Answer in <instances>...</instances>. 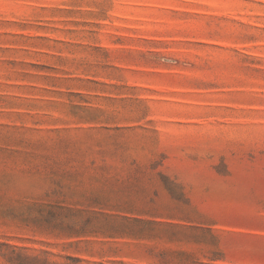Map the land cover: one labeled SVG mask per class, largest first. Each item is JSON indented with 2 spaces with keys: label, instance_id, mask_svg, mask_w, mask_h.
Segmentation results:
<instances>
[{
  "label": "rangeland",
  "instance_id": "374dc122",
  "mask_svg": "<svg viewBox=\"0 0 264 264\" xmlns=\"http://www.w3.org/2000/svg\"><path fill=\"white\" fill-rule=\"evenodd\" d=\"M0 264H264V0H0Z\"/></svg>",
  "mask_w": 264,
  "mask_h": 264
}]
</instances>
